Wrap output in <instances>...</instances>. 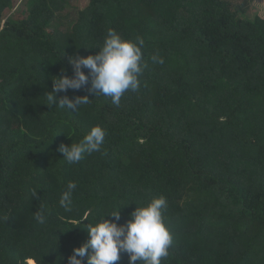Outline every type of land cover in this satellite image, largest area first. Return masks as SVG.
Segmentation results:
<instances>
[{
  "label": "trees",
  "instance_id": "trees-1",
  "mask_svg": "<svg viewBox=\"0 0 264 264\" xmlns=\"http://www.w3.org/2000/svg\"><path fill=\"white\" fill-rule=\"evenodd\" d=\"M15 1L0 0V264H68L88 223L119 210L124 224L161 195L173 236L161 264H264V17L231 0H90L76 13L70 0H23L6 19ZM110 29L144 39L139 90L117 107L89 77L57 93L89 104L49 108L68 57L95 55ZM97 125L101 151L69 164L59 145Z\"/></svg>",
  "mask_w": 264,
  "mask_h": 264
},
{
  "label": "clouds",
  "instance_id": "clouds-1",
  "mask_svg": "<svg viewBox=\"0 0 264 264\" xmlns=\"http://www.w3.org/2000/svg\"><path fill=\"white\" fill-rule=\"evenodd\" d=\"M144 39L137 36L135 40L125 39L114 30H109L99 52L95 55H74L68 57L73 74L56 75L52 79V91L46 96L50 107L58 106L75 112L81 105L90 103L87 95L69 98L57 93L67 92L69 89L78 90L88 84L91 77L89 91L97 95L111 98L112 104L120 105L122 96L128 91H138L141 86L140 77L148 67L142 53ZM153 63L163 64V58L158 55L151 57ZM88 69V73L83 69ZM106 131L101 126L92 127L78 143L59 145L58 150L69 164H77L85 154L100 152L104 144ZM77 184L69 182L63 192L59 204L65 211H71L72 193ZM38 198V192H33ZM168 201L165 196L152 198L142 206H137L130 213V219L124 224H118L119 210L111 212L114 220L103 216L94 224H87L88 239L79 247L73 249L68 257V264H115L120 259L121 252L128 253L129 264H161L163 258L169 256V249L173 236L166 223L165 212ZM35 219L44 224L47 216L44 211L39 212ZM86 219V218H85Z\"/></svg>",
  "mask_w": 264,
  "mask_h": 264
},
{
  "label": "rangeland",
  "instance_id": "rangeland-1",
  "mask_svg": "<svg viewBox=\"0 0 264 264\" xmlns=\"http://www.w3.org/2000/svg\"><path fill=\"white\" fill-rule=\"evenodd\" d=\"M23 0H16V6L12 12L6 15V19L9 17H19L25 10ZM234 3L241 4L242 9L249 15L260 14L264 17V0H231ZM90 0H70V6L73 12H77L76 7L79 9H85L89 5ZM73 16L69 15V18Z\"/></svg>",
  "mask_w": 264,
  "mask_h": 264
}]
</instances>
